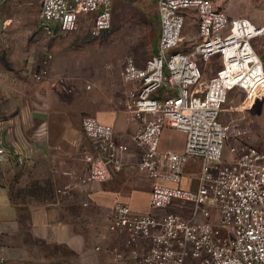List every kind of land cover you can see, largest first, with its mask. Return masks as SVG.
Returning <instances> with one entry per match:
<instances>
[{"label": "built area", "instance_id": "2783aa9c", "mask_svg": "<svg viewBox=\"0 0 264 264\" xmlns=\"http://www.w3.org/2000/svg\"><path fill=\"white\" fill-rule=\"evenodd\" d=\"M111 2L40 0L38 24L49 35L78 25L95 35L111 27ZM157 11L156 51L142 65L125 56L120 71L128 86L119 102L137 124L136 168L153 179L148 209L116 201L102 234L107 244L97 240L92 248L105 264H264V149L243 141L247 129L226 145L230 126L219 119L234 108L223 104L234 88L242 93L238 110L264 98V61L253 43L264 24L229 18L212 0H157ZM189 19L196 31L185 38ZM213 55L219 66L201 84L197 59ZM52 59L47 50L30 54V77L48 79ZM81 127L89 140L84 168L66 172L54 187L56 200L82 196L125 164L129 145L110 123L83 114ZM166 127L184 133L182 149L161 145ZM13 156L0 138V189Z\"/></svg>", "mask_w": 264, "mask_h": 264}, {"label": "crops", "instance_id": "0c3cea01", "mask_svg": "<svg viewBox=\"0 0 264 264\" xmlns=\"http://www.w3.org/2000/svg\"><path fill=\"white\" fill-rule=\"evenodd\" d=\"M123 8L135 9L143 16L155 14L159 33L157 0H112L111 25L112 21L121 20ZM0 71V116L6 118L0 125V138L14 155L5 169L19 166L26 171V178L22 174L24 179L33 176L39 182H50L52 190L66 181L67 171L83 170V154L89 149V140L81 127V116L85 113L110 123L115 137L129 145L123 169L107 181L89 183L80 197L74 191L72 196L56 200L54 195L39 196L28 189L6 188L4 174V189L0 190V264H105L104 254L92 246L97 240L107 244L102 234L114 203L128 202L135 211L148 209L153 179L136 168L138 149L132 135L137 124L116 111L93 114L89 107L81 110L75 106L69 112L65 102L58 108L52 107L49 100H41L36 93L30 100L8 99L4 93H11L17 86L11 80V69L0 64ZM50 78L38 82H48ZM23 91L27 93L26 89ZM40 116L32 133H27L28 125L32 126ZM18 121L27 123L17 139L6 133V128ZM171 129L166 127L162 133ZM177 132L181 139L176 149H182L185 136ZM17 155L22 157L20 162Z\"/></svg>", "mask_w": 264, "mask_h": 264}, {"label": "rangeland", "instance_id": "374dc122", "mask_svg": "<svg viewBox=\"0 0 264 264\" xmlns=\"http://www.w3.org/2000/svg\"><path fill=\"white\" fill-rule=\"evenodd\" d=\"M212 2L229 18L244 15L256 24H264V0ZM39 8L40 0L0 2V64L12 70L11 80L17 86V89L4 93V96L17 101L20 98L30 100L36 93V97L41 100H49L52 107L58 108L60 104L67 103L69 112L76 106L81 110L89 107L88 111L93 114L100 111L104 114L117 112V115L127 116L119 102L124 88L128 86L121 78L122 63L125 56L132 55L140 65L153 53L158 34L155 14L143 16L135 9L123 8L121 20L112 21L110 28L98 34L93 35L88 29L78 25L74 30L49 35L44 33L38 24ZM195 31L194 21L189 19L183 31L185 38L195 35ZM253 43L264 61V34L255 38ZM42 50L52 52L54 59L51 78L44 83L33 80L28 72L30 54ZM197 63L202 70L200 81L204 84L219 66V57H198ZM19 87L26 89L27 93ZM237 92L236 88L230 90L227 100L223 103L234 108L219 114V119L230 126L226 145L239 140L243 134L238 132L247 129L248 135L243 137V141L264 149V98L238 110L236 106L240 103L242 93ZM44 101L41 104H44ZM41 118L40 116L36 119L32 126L28 125L27 133H32ZM3 119H6L5 116H0V125ZM24 123L27 121L15 122L6 128V133L18 139ZM180 137L181 134L176 129H171L161 134V145L176 149ZM25 172L19 166L12 165L11 170L4 167L5 187L28 189L39 196L53 195L54 189L52 190L50 182H39L33 176L24 179ZM3 189L2 186L1 192ZM141 202L143 203V199Z\"/></svg>", "mask_w": 264, "mask_h": 264}]
</instances>
